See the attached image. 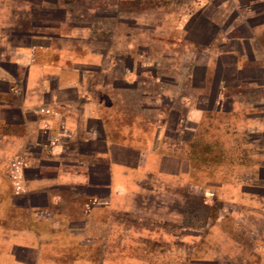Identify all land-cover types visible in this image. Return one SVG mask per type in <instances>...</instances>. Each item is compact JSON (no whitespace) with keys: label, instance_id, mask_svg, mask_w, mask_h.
<instances>
[{"label":"crops","instance_id":"obj_1","mask_svg":"<svg viewBox=\"0 0 264 264\" xmlns=\"http://www.w3.org/2000/svg\"><path fill=\"white\" fill-rule=\"evenodd\" d=\"M158 60L186 71L191 94L179 97L181 123L192 129L180 132L193 138L206 116L201 97L214 86V106H264V0H0V138L10 169L5 191L13 189L0 219L10 236L0 264H109V241L77 231L113 208L112 199L131 196L138 180L185 184L188 170L162 168L175 158L167 113L141 106L151 102L142 86H162L141 79ZM190 68L204 70L203 84ZM226 70L237 82L215 84ZM243 89L259 95L246 99ZM125 91L138 92L134 107L152 120L140 111L134 118ZM261 121L264 132V112ZM80 214L86 223L78 230L72 219Z\"/></svg>","mask_w":264,"mask_h":264},{"label":"rangeland","instance_id":"obj_2","mask_svg":"<svg viewBox=\"0 0 264 264\" xmlns=\"http://www.w3.org/2000/svg\"><path fill=\"white\" fill-rule=\"evenodd\" d=\"M157 51H161L159 44ZM181 56L178 61L183 60ZM180 63L175 62L179 67ZM168 65L169 62L158 60L148 74L142 73V80L156 78L162 86H142L151 94V102L141 106L150 104L157 112L167 113L170 131L167 136L171 139L168 143L175 158L162 168L175 174L180 168L188 170L185 184L175 181L166 184L154 176L138 180L131 196L119 202L112 199L113 208L101 212L98 218L92 216V226L77 232L109 241L103 246L108 249L109 264H264V132L256 129L262 122L264 106L260 101L251 104L242 101L236 107L226 101L214 106V86L205 93L206 97H201L199 106L206 109V116L198 136L193 138L194 133L189 130L180 132L181 125L192 129L190 124L181 123L186 113L179 97L191 94L185 88L186 71H171ZM188 72L196 75L197 84L204 83V70L190 68ZM218 73L215 84L218 79L237 82L227 70ZM120 74L117 76L121 77ZM175 83L181 86L173 89ZM170 88L173 97L164 96ZM243 91L246 99L259 95H253L255 92L251 90ZM124 93L129 95L126 109L134 118L140 111L142 120L146 123L152 120V114L150 118L148 112L137 109L136 104L134 107L138 92ZM142 93L146 92L142 89ZM219 109L225 112L216 114ZM3 121L0 116L1 137L5 133ZM157 130L164 131L158 127ZM3 142L0 138V219L6 215L9 191L13 193V189L5 191L9 188L6 181L10 169L6 166ZM186 142L189 148L184 147ZM181 158L187 162L180 167ZM74 219L75 229H82L83 214ZM10 232L16 231L10 229ZM8 237L9 231L0 229V254L6 252L4 239Z\"/></svg>","mask_w":264,"mask_h":264}]
</instances>
